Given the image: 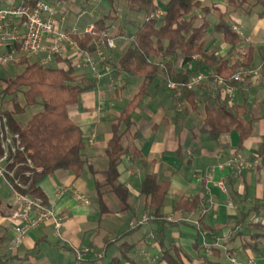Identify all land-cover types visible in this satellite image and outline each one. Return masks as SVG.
<instances>
[{"label": "crops", "instance_id": "crops-1", "mask_svg": "<svg viewBox=\"0 0 264 264\" xmlns=\"http://www.w3.org/2000/svg\"><path fill=\"white\" fill-rule=\"evenodd\" d=\"M15 1L10 3L5 0L1 6L17 5L27 0ZM41 1L52 6L58 17L64 16L61 29L76 27L81 31L100 19L98 17L96 19L94 15H87L84 7L75 10L73 4L76 0H70L72 4L69 7L63 3L65 0ZM207 2H213L220 8L227 7L225 0H207ZM261 14L258 15V25L252 31V37L243 38L240 33L243 41L233 53H229V47L213 33L212 27L208 29L206 52L216 53L235 62L242 59L248 48H252L254 64L256 49L252 44L259 30L264 28V15ZM120 18L121 16L116 13L114 19L121 20ZM122 29L126 28L119 21L118 26H114L108 33L112 37H120L118 31ZM116 41H118L116 48L105 51L109 64L113 66L125 50V41L123 39ZM244 41L248 44L243 43ZM219 50L223 52L219 54ZM61 58L70 60L80 74L92 78L86 69L79 67L81 60L77 52L67 50L66 55ZM262 59L263 62L258 69L264 65V56ZM169 62L175 66L176 71L183 74L193 72L196 65L194 62L190 68L189 65L182 66L180 61ZM58 67L62 65L59 64ZM258 69L251 75L254 77L235 90L232 101L234 104H245L254 119L252 136L240 147L235 132L222 136L216 142L209 140L206 134L199 132L203 121L201 106L198 104L196 112L178 113L170 93L161 85V79L153 82L147 91L148 95L133 113L132 124L122 141L124 147H130L138 154L132 159L131 151L122 158L117 168L118 182L128 191V210H124L120 202L111 194H104L100 201L96 199V185H104L106 180L105 149L112 136L111 124L132 99L117 104L112 100V93L117 94L116 98L121 99L127 90V84L135 78L120 73L115 68L112 69L113 86L109 85L107 78H103L96 83L94 89L82 93L77 104L69 108L72 122L80 128L84 136L85 161L88 163L84 166L87 168L83 169L80 177L66 172H56L42 178L36 184L44 195L47 205L63 217L60 236L54 234L51 226H42L28 232L14 247V223L9 220L13 208L11 192L2 188L0 189V228L2 229L0 264H74V250L82 248H90L92 252L86 255L80 264H105L103 260L106 259L109 248L115 247L117 251L111 256L108 263L110 264L113 259L120 258L119 246L123 243L131 248L127 258L138 264H167L162 260L164 252L170 255L177 253L183 264H206L202 260L203 257H199L201 251L198 256L193 249L196 237H199L200 246L205 247L203 248L205 255H209L206 252V245L211 239H206L204 234L207 232V235L214 238H231L232 228L238 222L240 215L247 212L254 201H261L264 198V135H254L255 121L259 119L264 124V115L260 106L264 97V88L261 86ZM199 72H206V76L210 73L207 68H201ZM140 83L141 81L139 85ZM207 83L208 89L210 86ZM90 135H94L91 147L87 144ZM230 160H235L236 164L233 167H225L224 164ZM255 162L257 166L251 167ZM245 163L251 166L248 168L241 166ZM147 175H153L158 182H167L169 185L160 210L161 218L158 219L154 218L144 196L140 195L141 182ZM219 181L225 183L227 194L222 193L218 188ZM59 189H65V192L57 196ZM75 193L86 197L89 204L78 202L74 197ZM193 197L199 199V205L194 211H174L173 208L180 199L189 200ZM100 202L105 206V213L100 211ZM116 220L119 224L122 223V227L126 224L129 228L115 233L111 222ZM141 226L152 229L137 242L124 241ZM132 227L135 228L131 232L122 234L130 231ZM207 228L215 232L206 231ZM146 242L149 246L142 247L141 245ZM232 253L240 256L243 263L253 258L256 264V259L260 261L261 257L264 264V251L253 254L250 249L244 250L242 243ZM120 264L128 263L122 260Z\"/></svg>", "mask_w": 264, "mask_h": 264}, {"label": "trees", "instance_id": "trees-1", "mask_svg": "<svg viewBox=\"0 0 264 264\" xmlns=\"http://www.w3.org/2000/svg\"><path fill=\"white\" fill-rule=\"evenodd\" d=\"M28 1L33 5L41 0ZM247 1L225 0L226 8L237 12L244 8ZM160 4L164 7L161 18L151 19V16L160 9ZM124 5L129 12L143 14L144 21L136 27L131 36L130 45L117 59L115 66L109 65L113 70L115 68L120 73L141 79V83L136 94L111 124L112 136L105 149L106 180L104 185H96L95 189L96 199L99 201L104 194H111L120 202L124 210H128V191L118 182L117 168L122 158L132 150L130 147H124L122 141L124 134L128 133L132 124L133 113L148 95L147 91L153 82L161 79V85L165 89L169 82L180 85V97L174 101L175 105H181L182 109L178 113L196 112L199 104L203 114L199 132L206 134L209 140L214 142L219 141L222 136L235 132L238 135V146L240 147L252 136L254 119L245 104L230 103L229 99L223 95V89L230 86L238 90L245 82H234L232 77L239 71L252 73L254 64L252 48H248L242 59L235 62L216 53L206 52V32L211 27L213 33L229 47V53H233L243 41L241 35L233 32L232 26L226 24L222 17L217 23L207 20L211 11L217 8L213 2L208 3L207 0H124ZM257 6L264 9V0H255V3L249 7L248 13ZM111 12L93 24L91 34L74 37L79 50L86 51L91 56L94 55L99 33L108 32L110 27L107 25V20L115 18L116 12L113 8ZM263 15L264 12L261 16ZM125 30L118 31L120 37H123ZM117 37L119 36H113V38ZM28 59L23 56L20 58L19 66L22 67L20 73L0 80V112L6 116L11 131L19 134L25 149L30 151L28 157L31 159L33 168L31 170L27 166L18 168L16 177L23 183H27L23 173L31 172L32 184L28 189V194L42 199L47 204L44 195L36 187L42 178L56 172L70 173L75 177H80L82 174L86 162L85 140L80 128L72 122L69 108L77 104L82 93L94 89L97 82L93 78L80 74L76 66L66 58H55L54 67ZM170 60L180 61L182 66L196 62L195 69L193 72L183 74L176 71L175 66L169 62ZM106 61L109 63L107 58ZM59 64L62 67H58ZM201 68H207L210 73L207 76L204 75L205 79L196 89L192 90L189 88V83L201 73L199 72ZM258 76L264 88V65L258 69ZM217 79L222 81V86L216 85ZM206 82L210 86L208 89ZM19 96L22 97V104L18 101ZM35 106H41V111L33 114L23 124L20 117L24 115L27 108ZM260 106L264 115V97ZM137 156L138 154L132 151V159ZM23 160V156L17 157L18 162ZM168 187L167 182H158L153 175L145 176L141 182L140 195L144 196L146 205L156 219L161 218L160 210L163 207ZM198 205V197L189 200L180 199L173 209L174 211L191 212ZM99 207L101 213H105V206L101 202ZM251 214L255 215V218L250 221ZM260 216L261 221L253 223V220ZM263 218L264 198L261 201H254L248 211L240 215L238 222L232 228L233 235L227 239V242L234 241L241 236L250 240V242H242L244 250L260 252L258 247L261 241H264ZM134 228L122 234L129 233ZM238 229L240 231H237ZM206 231L215 232L208 228ZM204 236L206 239H211L206 245L211 253L202 260L206 264H222L218 261L221 251L216 248L221 238H214L207 235V232ZM199 241L197 236L193 244V249L198 256L205 248L200 246ZM119 249L120 258L113 259L110 264H120L122 260L128 264H138L127 258L131 250L129 245L123 243ZM225 253L228 256L232 254V251L226 250ZM185 258L189 260L188 257ZM211 258L216 261H212ZM162 260L167 264H183L177 253L170 255L164 252Z\"/></svg>", "mask_w": 264, "mask_h": 264}, {"label": "built area", "instance_id": "built-area-1", "mask_svg": "<svg viewBox=\"0 0 264 264\" xmlns=\"http://www.w3.org/2000/svg\"><path fill=\"white\" fill-rule=\"evenodd\" d=\"M4 3L5 0H0V67L14 66L20 62L22 56L38 59V62L43 65H50L55 58L64 57L67 50H71L77 52L80 56L79 67L86 69L96 82L107 78L109 85L113 86L112 68L106 61L105 51L115 48V39L108 32L99 33V40L95 43L94 55L91 56L88 52L78 49L74 37L91 34L93 25L81 31L76 27L61 29L64 16L58 17L55 9L44 1H38L32 5L27 0L17 5L2 7L1 5ZM162 14L163 12L158 10L151 16V19H159ZM231 26L233 32L240 34L237 25L233 24ZM116 39L121 40L123 37H117ZM250 75V72L239 71L232 77V80L242 83ZM204 79V75H197L189 83V88L196 89ZM216 85L222 86V81L217 79ZM166 89L174 101L179 99L180 85L169 82L166 84ZM223 95L232 103L235 90L230 86H226L223 89ZM181 109V105L176 104L177 112ZM93 141L94 135H90L87 141L88 146L91 147ZM28 155H30V151L25 149L19 134L11 131L6 116L0 112V188L1 183H3L11 192L13 208L9 220L14 223V247L20 243L24 235L42 226H51L54 234L59 237L63 224V217L59 213L45 204L42 199L28 194V189L32 184V173L29 171L23 173L27 183H23L16 177L18 168L23 166L29 167L30 170L33 168ZM18 156H23L24 160L18 162ZM235 164V160H230L224 166L233 167ZM241 166L248 168L251 165L245 163ZM256 166L257 162L253 163L251 167L255 168ZM217 186L222 193L227 194V187L223 181H219ZM63 192H65V189H59L57 196L62 195ZM74 197L84 205L89 204L88 199L79 193H75ZM260 221L256 218L253 223ZM91 252L92 249L90 248L75 249L74 264H80L84 257ZM206 252L211 253L209 248H206ZM98 257H101V255H98ZM228 258L230 264H240L236 262L233 255H228ZM243 264H255V261L250 259Z\"/></svg>", "mask_w": 264, "mask_h": 264}, {"label": "rangeland", "instance_id": "rangeland-1", "mask_svg": "<svg viewBox=\"0 0 264 264\" xmlns=\"http://www.w3.org/2000/svg\"><path fill=\"white\" fill-rule=\"evenodd\" d=\"M8 1L10 3L16 2L15 0H8ZM17 1H22V0H17ZM63 3L67 7H69L72 4V2L70 0H65V1H63ZM254 3H255V0H248L247 4L244 6V8H242L240 11H237V12H232L231 10H228L227 8L224 9V8H220L219 6H216L217 8L215 10L211 11V13L208 15L207 19L211 23H217L218 20L220 19V17H222L226 24L237 25L239 27L240 33H242L243 38H251L253 29L258 25V21H259L258 15L264 12V9L261 6H257V7L252 8L251 12L248 14L249 7L251 5H253ZM73 7H75V10H78L79 7L81 9H82V7H84L87 15H94L95 18L96 17L103 18V17L107 16L111 12V8H113V10L116 13H118V15L121 16V18H120L121 20L114 19V18L108 19L107 25L110 27V31H111V29L114 26H118L119 21L123 23V27L126 28L125 33L123 35V40L125 41L124 49H126L130 45V38L134 34L136 27L138 25H140L141 23H143V21H144V15L143 14H135V13L129 12L126 9V7L124 5V0H76V2H74V4H73ZM159 10H161L162 12L164 11V7L162 6V4H160ZM111 13L113 14V12H111ZM129 21L133 22V23L130 24ZM114 39H115L114 43H115V48H116V45L118 42L116 40H120V39H116V38H114ZM243 43H246V41H244ZM205 44H206V39H205ZM246 44H248V43H246ZM252 45L255 47L256 51L254 53V65H253L251 75L254 72H256L258 67L263 62L262 56H264V28L259 30V32L255 36V39H254ZM222 52H223L222 50L218 51L219 54H221ZM28 60L38 62V60L34 59V58H29ZM19 64H20V62L15 64L14 66L0 67V80L4 79V78L12 77V76L20 73L22 70V67L19 66ZM50 66L54 67L55 64L52 63V64H50ZM192 66H193V64L189 65L190 68ZM199 70H201V69H199ZM205 73L206 72H201L200 74L206 75ZM252 77H254V75L249 76V78H247L245 80L247 81L248 79H251ZM140 81L141 80L138 78H133V80H131V82L129 84H127V86H126L127 90H126V92L123 93V97H122L123 99L122 98L121 99L116 98L117 94L112 93V100L113 101L115 100L117 104L122 102V101L124 103L129 101L133 97V95L137 92V88H138ZM157 81H159V80H157ZM0 84H1V82H0ZM5 101H6V99L4 100V102ZM18 101L21 104L23 103L21 96L18 97ZM8 109H10V106H8ZM40 111H41V106H35V107L27 108L24 115H22L20 117L21 122L23 124H25L26 121L33 114L40 112ZM254 135L255 136L264 135V124L259 119H257L254 123ZM86 163L87 162H85V165H86ZM85 167L87 168V166H84V168ZM2 188L9 192L7 186L4 185L3 183H1L0 189H2ZM261 216L257 217V219L261 220L262 219ZM253 218H255V215L251 214V216L249 218L250 221ZM263 220H264V218H263ZM111 223H112V226L114 228L115 233L120 232L122 230L126 231L129 228L126 224L122 227L121 226L122 223L119 224L118 220L112 221ZM150 229H152V227L148 228L147 226H141L140 229H138L136 232H134V234L131 235V237L125 238L124 241L137 242L138 240L143 238L145 233H147V234L150 233ZM1 230L2 229L0 228V231ZM166 236H167V238H169V234H167ZM226 238H228V237H226ZM226 238L223 237V238L219 239L217 247H216V248L220 249V251H221V256H220V259L218 261L222 264H230V260L227 256V254L225 253L226 250H231V251L235 252L236 249H238L240 247V244L243 241L250 242L249 239L243 238V237H238L236 240L231 241V242H227ZM146 243L142 244L141 246L142 247H148L149 243L148 242H146ZM258 248L260 250L264 251V241H261V244L259 245ZM116 251H117V249L115 247H113V248L110 247L108 254H107V257H106V259L103 260V263L108 264L111 256L113 254H115ZM253 254H254V252H253ZM229 255H233V258L236 260L237 263H240V264L243 263L240 256L236 255L235 253H232V254L230 253ZM158 256H159V254H158ZM205 256L206 255L202 250L200 253V257H205ZM211 260L216 261L213 258H211ZM248 260H250V259L245 260L244 263ZM256 264H263L261 257H260V261L258 259H256Z\"/></svg>", "mask_w": 264, "mask_h": 264}]
</instances>
